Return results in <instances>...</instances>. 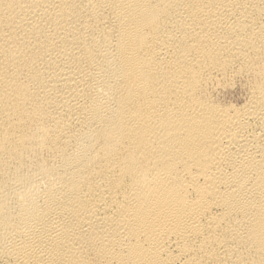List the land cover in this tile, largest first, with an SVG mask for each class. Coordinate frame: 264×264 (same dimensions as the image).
I'll use <instances>...</instances> for the list:
<instances>
[{
	"label": "bare ground",
	"instance_id": "1",
	"mask_svg": "<svg viewBox=\"0 0 264 264\" xmlns=\"http://www.w3.org/2000/svg\"><path fill=\"white\" fill-rule=\"evenodd\" d=\"M0 264H264V0H0Z\"/></svg>",
	"mask_w": 264,
	"mask_h": 264
}]
</instances>
